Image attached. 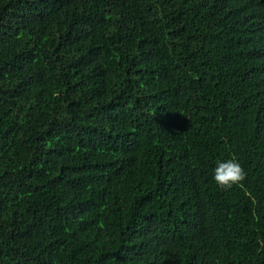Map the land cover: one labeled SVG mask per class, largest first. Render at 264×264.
Wrapping results in <instances>:
<instances>
[{
    "label": "trees",
    "instance_id": "obj_1",
    "mask_svg": "<svg viewBox=\"0 0 264 264\" xmlns=\"http://www.w3.org/2000/svg\"><path fill=\"white\" fill-rule=\"evenodd\" d=\"M0 264H264V0H0Z\"/></svg>",
    "mask_w": 264,
    "mask_h": 264
},
{
    "label": "clouds",
    "instance_id": "obj_2",
    "mask_svg": "<svg viewBox=\"0 0 264 264\" xmlns=\"http://www.w3.org/2000/svg\"><path fill=\"white\" fill-rule=\"evenodd\" d=\"M246 177L247 173L235 157L226 161H217L213 178L222 190L227 191L234 186H242Z\"/></svg>",
    "mask_w": 264,
    "mask_h": 264
}]
</instances>
